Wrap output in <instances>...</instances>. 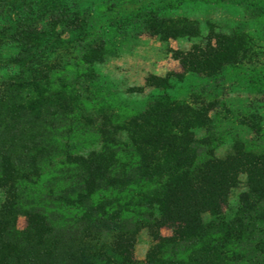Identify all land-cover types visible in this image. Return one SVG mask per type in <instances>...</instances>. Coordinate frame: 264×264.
Here are the masks:
<instances>
[{
  "label": "trees",
  "instance_id": "obj_1",
  "mask_svg": "<svg viewBox=\"0 0 264 264\" xmlns=\"http://www.w3.org/2000/svg\"><path fill=\"white\" fill-rule=\"evenodd\" d=\"M251 1L255 28L208 21L201 41L168 47L181 71L146 75L136 90L157 95L140 109L87 95L119 42L86 20L52 14L48 28L34 21L17 32L26 40L12 59L20 69L0 85V264H264V122L248 116L251 135L229 137L212 121L218 98L202 81L228 71L263 91L254 58L264 48V0ZM70 24L76 54L47 61L46 46L64 43L58 26ZM143 26L162 42L201 36L184 16L152 15ZM191 76L201 81L183 96L169 92ZM143 228L152 243L138 262Z\"/></svg>",
  "mask_w": 264,
  "mask_h": 264
},
{
  "label": "rangeland",
  "instance_id": "obj_2",
  "mask_svg": "<svg viewBox=\"0 0 264 264\" xmlns=\"http://www.w3.org/2000/svg\"><path fill=\"white\" fill-rule=\"evenodd\" d=\"M171 0H133L122 2L119 0H0V85L10 81L19 71V66L12 62L21 47L25 46V39H18L17 32L26 25L38 21L44 28L51 23L52 14L67 15L69 19L76 16L93 28L101 31L106 38L119 42L115 52L105 57L98 66L96 78L88 85L87 95L115 98L118 104L128 107L143 108L157 91L145 87L142 92L136 89L144 85L146 75L152 73L163 75L167 71H181L178 62L167 51L168 47L188 49L193 43L202 40L207 32V22L223 29L231 28L253 29L258 24L259 8L251 0H223L217 3H183L176 8L170 6ZM72 14V15H70ZM152 15L167 17L184 16L198 21L201 36L195 38L169 39L160 41L149 35L144 29V19ZM70 24L68 28L58 26L62 33V46H46L49 53L47 61L60 64L63 58H70L76 54L72 43L78 35V30ZM57 29V31H59ZM20 37V36H19ZM49 47V48H48ZM55 49V51H52ZM56 59V60H55ZM257 67L264 68V48L254 58ZM224 78L218 82L203 79L207 88L217 95L218 102L211 112L213 123L224 129L229 137L242 136L248 138L250 129L244 124L248 116L260 117L264 122V89H251L243 75L231 74L226 71ZM264 81V77L262 78ZM201 79L195 76L177 83L169 92L181 97L190 86L197 85ZM201 132H199L200 134ZM229 141L216 149V155L222 156L229 147ZM16 225L19 229L25 225L22 215L17 217ZM161 234H170V229L162 228ZM152 243L146 229L136 233L134 257L141 262Z\"/></svg>",
  "mask_w": 264,
  "mask_h": 264
}]
</instances>
